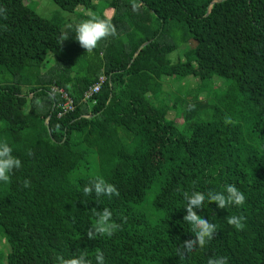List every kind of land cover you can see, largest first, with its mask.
<instances>
[{"label": "trees", "instance_id": "trees-1", "mask_svg": "<svg viewBox=\"0 0 264 264\" xmlns=\"http://www.w3.org/2000/svg\"><path fill=\"white\" fill-rule=\"evenodd\" d=\"M50 1L70 17L44 19L22 0H0V142L21 160L0 181V238L15 243L0 264L80 253L97 264L98 250L105 264H264V0H137L138 12L133 0H105L117 34L91 53L66 25L103 18L86 6L93 0ZM180 47L191 61L172 63ZM103 76L94 103H82ZM51 88L75 110L58 117L63 101ZM97 177L119 196H85ZM227 184L245 203L220 209L206 199L196 211L216 225L214 238L182 259L183 242L195 239L183 193ZM105 208L121 227L89 239L93 210ZM232 215L246 218L242 230L228 224ZM155 228L168 233L159 247Z\"/></svg>", "mask_w": 264, "mask_h": 264}, {"label": "clouds", "instance_id": "clouds-1", "mask_svg": "<svg viewBox=\"0 0 264 264\" xmlns=\"http://www.w3.org/2000/svg\"><path fill=\"white\" fill-rule=\"evenodd\" d=\"M141 3L137 0L132 2V10L138 12ZM6 9L0 8V14L6 17ZM68 29L75 32V39L87 53L93 52L99 45L100 41L107 39L110 36L117 34V29L112 20L108 17H99L94 13L89 14V18L81 20L78 23H68ZM231 118L226 117L225 123L231 124ZM21 167V160L12 155V149L7 142H0V181L8 182L10 173L14 169ZM30 182L25 180L23 186L29 187ZM93 191L97 197L107 195L111 198L113 195L119 196V191L114 184L106 182L102 177H97L90 185L83 188L85 196L90 195ZM187 201L185 207L187 214L183 217L184 221L191 224L192 231L195 233V239L185 240L182 248L178 251V255L183 259L187 254L193 252L196 248H203L208 241L214 238L216 225L208 219L197 214V209H201L203 203L207 199L209 202H215L220 209H225L230 205L241 206L245 203V194L234 184L225 185L224 191H208L206 194L199 191H193L191 195L187 192L183 193ZM93 215L96 217L92 228L88 230V238L93 239L95 235H107L111 237L121 226L112 220V212L105 208L102 211L93 210ZM245 217L242 215H232L227 217L229 225L234 226L237 230H242L245 227ZM97 264H105L104 254L101 251L96 253ZM57 264H92V261L87 259L86 253L73 255L72 258L65 259L63 256L56 258ZM208 264H228L226 257H214L208 260Z\"/></svg>", "mask_w": 264, "mask_h": 264}, {"label": "rangeland", "instance_id": "rangeland-1", "mask_svg": "<svg viewBox=\"0 0 264 264\" xmlns=\"http://www.w3.org/2000/svg\"><path fill=\"white\" fill-rule=\"evenodd\" d=\"M93 2H94L93 4L88 3V4H86V6L95 9L98 13H100L103 16H106L108 18L112 17L113 11H110L107 8V6L104 5L105 0H93ZM98 4H101V5L98 6ZM22 5L24 7L31 6V8L35 9L36 14L39 17L44 18V19H48L54 14H60V16L63 18L70 17V14H67V13L60 11L55 5H53L51 3L50 0H22ZM82 10H83L82 8H78L74 15H76L78 12L83 13ZM83 15H85V14H83ZM177 58L180 59V61L184 62V63L191 61L190 55L188 54V51L185 47H180L179 50H177L175 53H173L170 56V60L172 61V63H175L177 61ZM38 62H39V60H38ZM194 78L195 79L193 80V82H195V83H197L196 81L199 80V78H201V74H200V71L198 68L195 69ZM214 84L215 85L221 84L220 79L216 78L214 80ZM220 87L223 88L224 86L221 85ZM24 91H27V89H24ZM204 91H205V87H202L199 90V92L201 94H203ZM6 100H7V103L9 105L10 109H11L13 107L14 98L12 96H6ZM173 116L174 115L171 114V117H173ZM180 123H181V120H179V119L174 120V125L170 129L171 133L173 135L178 134V129L180 127L179 126ZM152 234H153L155 243L158 247L164 243L166 238H168V233L165 230H163L162 228H155L152 231ZM14 251H15V243L14 242H7V241L0 238V258L2 257V259H3V258L8 256V253H12ZM3 264H5V262H3Z\"/></svg>", "mask_w": 264, "mask_h": 264}, {"label": "built area", "instance_id": "built-area-1", "mask_svg": "<svg viewBox=\"0 0 264 264\" xmlns=\"http://www.w3.org/2000/svg\"><path fill=\"white\" fill-rule=\"evenodd\" d=\"M105 78H100L98 83L94 86H92L84 95L82 98V103L88 104V103H94V101L91 99L99 92L100 87L104 84ZM52 92L57 93L61 100L63 101L62 104L58 105L60 109V113L58 114V117H61L63 115H66L70 112H73L75 110V105L73 104V101L62 91L58 90L56 88H51Z\"/></svg>", "mask_w": 264, "mask_h": 264}, {"label": "crops", "instance_id": "crops-1", "mask_svg": "<svg viewBox=\"0 0 264 264\" xmlns=\"http://www.w3.org/2000/svg\"><path fill=\"white\" fill-rule=\"evenodd\" d=\"M101 4H98V6H100ZM110 11H113L112 9H110V8H108ZM113 14H114V11H113ZM105 17V16H104ZM112 17H113V15H112ZM111 17V18H112ZM110 18V19H111ZM53 59L52 58H49L48 59V62L45 64L48 68H50L52 65H53ZM46 67V68H47ZM101 78H105L104 76L103 77H101ZM105 80H106V78H105ZM40 127H38V128H33V129H29V130H27V132H28V134H27V136L28 137H30V136H36V135H38L39 133H40V129H39Z\"/></svg>", "mask_w": 264, "mask_h": 264}]
</instances>
